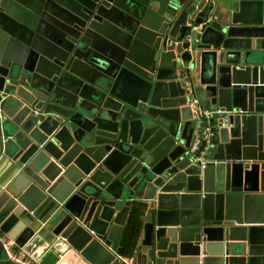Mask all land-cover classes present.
I'll return each instance as SVG.
<instances>
[{"label":"water","instance_id":"1","mask_svg":"<svg viewBox=\"0 0 264 264\" xmlns=\"http://www.w3.org/2000/svg\"><path fill=\"white\" fill-rule=\"evenodd\" d=\"M132 210L130 264H264V0H0V232L124 264Z\"/></svg>","mask_w":264,"mask_h":264},{"label":"trees","instance_id":"2","mask_svg":"<svg viewBox=\"0 0 264 264\" xmlns=\"http://www.w3.org/2000/svg\"><path fill=\"white\" fill-rule=\"evenodd\" d=\"M140 227L141 221L139 212L136 210H132L124 227L120 242V245L123 247V254L125 256L132 255V252L134 251V247L138 240Z\"/></svg>","mask_w":264,"mask_h":264},{"label":"built area","instance_id":"3","mask_svg":"<svg viewBox=\"0 0 264 264\" xmlns=\"http://www.w3.org/2000/svg\"><path fill=\"white\" fill-rule=\"evenodd\" d=\"M210 1L214 2L215 0H210ZM193 101L195 102V100ZM206 132L208 134L212 133L209 127L206 128ZM0 243L4 249L7 259L12 260L17 264H38V262L32 260L29 255L20 253L19 250L16 249L13 240L9 239L3 233H0Z\"/></svg>","mask_w":264,"mask_h":264},{"label":"crops","instance_id":"4","mask_svg":"<svg viewBox=\"0 0 264 264\" xmlns=\"http://www.w3.org/2000/svg\"><path fill=\"white\" fill-rule=\"evenodd\" d=\"M223 1H224V0H217L218 3L223 2ZM142 219H143V218H142ZM140 231H141V227H140ZM140 231H139V235H140V233H141ZM0 233H1V232H0ZM139 235H138V238H139ZM120 244H121V243H120ZM16 249H17V247H16ZM134 249H135V247H134ZM17 250H18V249H17ZM121 259L124 260V262H125L124 264H127V263L130 264L131 256H125V255L123 254V256L121 257ZM79 264H85V263H84L83 261H81V262H79Z\"/></svg>","mask_w":264,"mask_h":264},{"label":"rangeland","instance_id":"5","mask_svg":"<svg viewBox=\"0 0 264 264\" xmlns=\"http://www.w3.org/2000/svg\"><path fill=\"white\" fill-rule=\"evenodd\" d=\"M0 250H1V251H0V252H1V253H0V254H1V256L5 257V254H4V252H3V250H2V248H1V247H0Z\"/></svg>","mask_w":264,"mask_h":264}]
</instances>
